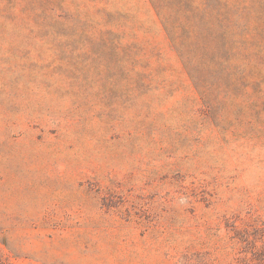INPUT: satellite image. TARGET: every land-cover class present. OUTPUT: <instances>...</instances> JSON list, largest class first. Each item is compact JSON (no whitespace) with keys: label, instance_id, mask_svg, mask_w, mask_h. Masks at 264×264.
Instances as JSON below:
<instances>
[{"label":"rangeland","instance_id":"374dc122","mask_svg":"<svg viewBox=\"0 0 264 264\" xmlns=\"http://www.w3.org/2000/svg\"><path fill=\"white\" fill-rule=\"evenodd\" d=\"M0 264H264V0H0Z\"/></svg>","mask_w":264,"mask_h":264}]
</instances>
